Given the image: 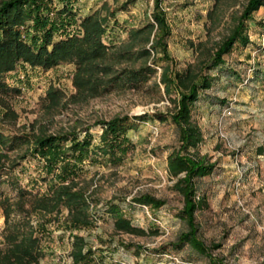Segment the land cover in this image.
<instances>
[{
  "label": "rangeland",
  "instance_id": "rangeland-1",
  "mask_svg": "<svg viewBox=\"0 0 264 264\" xmlns=\"http://www.w3.org/2000/svg\"><path fill=\"white\" fill-rule=\"evenodd\" d=\"M126 1L71 0L74 21H64L55 35V40L73 35L83 37V20L87 16L97 13L108 18V33L103 40L114 48L103 61L111 66L108 74L103 75L104 84L97 90L88 86L80 88L76 84L78 66L74 61L48 69L20 62L4 77L9 89L0 91V131L7 136L30 134L32 137L58 133H69L72 137L76 133L80 140L91 135L95 146L100 143L103 131L100 120L151 114L146 122L127 132L134 148L120 162L103 156L96 161H83L81 179L92 181L90 189L98 201L97 222L75 232L84 235L96 250V263H263L264 6L248 22L251 42L247 46L237 43L225 55L224 64L208 71L214 76V84L202 92L193 107V119L204 136L199 151L218 162L215 171L199 183L201 193L208 198V206L197 212V219L204 241L220 247L203 255L188 244L173 245L188 226L179 215L183 196L174 188L176 178L169 175L167 165L168 154L179 146V131L170 119L160 121L155 117L174 110L172 100L177 96L175 92L165 93L161 74L167 64L172 70H180L206 62L212 49L231 32L249 0H163L172 28L168 38L172 59H157L156 72L139 84L117 76L145 62L122 50L130 29L152 20L154 0H136L123 7ZM50 2V15L58 20V11L66 3ZM113 10L115 17L111 15ZM140 45L139 42L135 49ZM149 62L153 64L151 59ZM10 146L13 145L8 143L7 148ZM26 147L18 141L14 143L10 154L11 158H18V164L11 162V167L0 174V249L6 247V218L15 222L23 219L24 211L17 208L19 188L31 193L25 203L30 211L31 202L50 186L53 172H44L39 158L25 153ZM24 154L26 157H22ZM146 193L165 199L166 204L152 209L133 202L134 196ZM8 198L10 205L5 203ZM111 202L123 206L133 224L144 228L146 233H116L114 219L106 211ZM30 214L32 223L36 224L38 214ZM67 214L64 208L61 221L49 223L51 234L44 238L45 256L38 264H73L71 232L63 224ZM122 242L128 245L123 246Z\"/></svg>",
  "mask_w": 264,
  "mask_h": 264
},
{
  "label": "trees",
  "instance_id": "trees-1",
  "mask_svg": "<svg viewBox=\"0 0 264 264\" xmlns=\"http://www.w3.org/2000/svg\"><path fill=\"white\" fill-rule=\"evenodd\" d=\"M50 1L4 0L0 3V91H8L4 77L15 70L20 62L28 63L33 68L48 69L63 62L74 61L78 66L76 84L80 88L88 86L89 89L97 90L104 84L103 79L106 78L103 75L108 74L111 66L103 61L114 48L113 44L108 46L103 40L108 33L109 19L93 13L83 20V37L73 35L55 40L63 22L72 23L75 14L70 5L71 0H58L59 3H66V7L59 9L58 20L53 19L50 15ZM135 2L136 0H127L123 7ZM262 6L264 0H249L231 32L212 49L206 62L196 66L188 65L180 70H172L170 64H167L161 74L160 81L164 85L165 93L170 95L175 92L177 96L172 100L174 110L169 114H156L155 117L160 121L170 119L179 131V146L168 154L167 165L169 175L176 178L174 188L183 196V207L179 215L188 226L186 231L179 234L173 245L182 247L188 244L203 255H209L211 249L220 247V244L208 245L204 241L200 236V224L197 219V212L208 206V198L206 194L201 193L199 183L215 171L218 162L199 151L204 136L200 126L193 119V107L202 92L214 84V76L208 71L224 64L225 55L229 54L237 43L247 46L251 42L248 22L252 20L254 12ZM154 8L152 20L141 27L130 29L129 39L122 50L136 59H145V62L139 68L126 69L117 78L139 84L147 81L156 72L157 59H172L168 50V38L172 34V28L163 0H154ZM111 15L116 16L115 10ZM139 42L141 45L135 49ZM150 59L153 64L149 62ZM49 94H53L52 91ZM150 115H119L100 120L103 131L100 143L95 146L91 142V135L85 140H80L76 133L71 134L72 137L69 133L32 137L30 134L7 136L0 131V174L5 168L11 167V162L16 161V165L18 164V158H11L10 154L17 141L27 145L25 153H32L34 157L39 158L44 172H53L48 191L31 202L30 211L26 210L25 203L31 193L26 188H19L17 208L21 212L24 211L23 219L15 222L6 218V247L0 249V264H38L45 256L44 238L51 234L49 223L60 222V214L64 208L68 210L63 224L71 232L70 255L73 264H97L96 250L84 235L75 232L93 227L97 222L98 201L90 189L92 181L81 179L83 161H96L103 156L120 162L121 157L134 148L127 132L146 122ZM8 143L13 146L7 148ZM22 157H26V154ZM43 179L45 180V176ZM16 184L19 187V183ZM9 201L10 198L5 200V203ZM133 202L152 209H160L166 204L165 199L148 193L134 196ZM106 211L114 219L113 227L116 233H146L144 228L133 224L120 204L111 202ZM31 212L38 214L36 224L31 221ZM121 244L128 245L126 242Z\"/></svg>",
  "mask_w": 264,
  "mask_h": 264
},
{
  "label": "built area",
  "instance_id": "built-area-1",
  "mask_svg": "<svg viewBox=\"0 0 264 264\" xmlns=\"http://www.w3.org/2000/svg\"><path fill=\"white\" fill-rule=\"evenodd\" d=\"M261 264H264V262H263V263H261Z\"/></svg>",
  "mask_w": 264,
  "mask_h": 264
}]
</instances>
